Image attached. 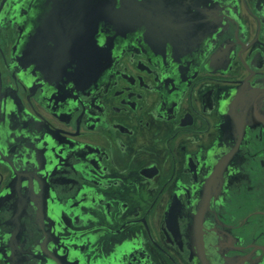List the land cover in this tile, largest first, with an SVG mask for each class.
Wrapping results in <instances>:
<instances>
[{
  "label": "flooded vegetation",
  "instance_id": "af4514ba",
  "mask_svg": "<svg viewBox=\"0 0 264 264\" xmlns=\"http://www.w3.org/2000/svg\"><path fill=\"white\" fill-rule=\"evenodd\" d=\"M0 264H264V0H0Z\"/></svg>",
  "mask_w": 264,
  "mask_h": 264
}]
</instances>
